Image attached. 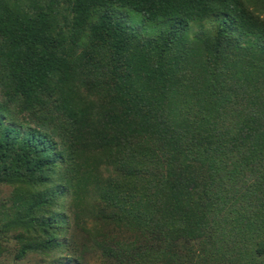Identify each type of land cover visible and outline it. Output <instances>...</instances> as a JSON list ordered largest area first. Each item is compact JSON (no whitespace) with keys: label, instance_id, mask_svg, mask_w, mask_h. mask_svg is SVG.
I'll return each instance as SVG.
<instances>
[{"label":"trees","instance_id":"16d2710c","mask_svg":"<svg viewBox=\"0 0 264 264\" xmlns=\"http://www.w3.org/2000/svg\"><path fill=\"white\" fill-rule=\"evenodd\" d=\"M0 185V258L264 264V0H0Z\"/></svg>","mask_w":264,"mask_h":264},{"label":"rangeland","instance_id":"374dc122","mask_svg":"<svg viewBox=\"0 0 264 264\" xmlns=\"http://www.w3.org/2000/svg\"><path fill=\"white\" fill-rule=\"evenodd\" d=\"M140 19H141L140 16L134 15L133 17L134 22H138L140 21ZM210 27H211V23L206 21L193 24V26L191 27V34H195L200 30L208 29ZM12 191L13 189L11 186L0 185V208H2L3 205H6L7 208L10 207L11 203L9 202V200ZM88 214L89 213H87L84 219L81 220L79 223L74 224V228L72 232V236L79 242L80 248L89 245L87 244L89 242V237L83 232L84 229H82V227L80 226V224H83V222H87V219L89 218L87 217ZM2 244L3 246L6 247V250L0 258V264H54L55 263L53 262V260L45 258L41 255H33V254H29L23 260H17L15 257L17 252V245L14 242V240L3 242ZM91 247L92 244L90 243V245L87 246L86 252L84 253V255H82V264H102L99 254L97 253V251H94ZM63 261H65L64 264L68 262V260H63ZM67 264H75V263L73 261L71 263L68 262Z\"/></svg>","mask_w":264,"mask_h":264}]
</instances>
